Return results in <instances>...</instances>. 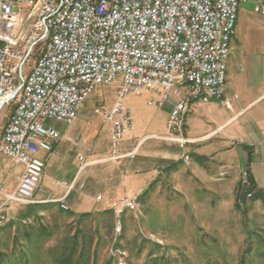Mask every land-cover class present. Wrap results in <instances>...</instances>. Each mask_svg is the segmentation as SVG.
Wrapping results in <instances>:
<instances>
[{"label":"built area","instance_id":"2783aa9c","mask_svg":"<svg viewBox=\"0 0 264 264\" xmlns=\"http://www.w3.org/2000/svg\"><path fill=\"white\" fill-rule=\"evenodd\" d=\"M240 2L0 0V119L13 107L0 138V154L25 167L17 188L0 201V222L6 219L5 205L10 201L64 202L51 196L36 198L38 192L44 193L39 187L45 168L41 153H50L61 137L59 129L46 121L73 125L97 86L110 87L121 77L114 104L104 114L110 123L111 159L137 154V149L118 151L135 130L125 103L131 90H153L161 97L157 105H171L167 134L161 139L191 142L183 134L190 103L224 97ZM258 7L264 16V0H258ZM40 44L44 47L26 72ZM226 103L230 105L229 100ZM78 157L83 167L89 164L84 156ZM238 172L239 182L250 189V170L240 165ZM229 174L228 168L218 171L219 177ZM250 192L254 191L247 196ZM121 208L136 210L137 203L124 197L114 206L117 212ZM121 230L117 222L116 231Z\"/></svg>","mask_w":264,"mask_h":264},{"label":"rangeland","instance_id":"374dc122","mask_svg":"<svg viewBox=\"0 0 264 264\" xmlns=\"http://www.w3.org/2000/svg\"><path fill=\"white\" fill-rule=\"evenodd\" d=\"M258 24L264 28L262 21ZM43 47L40 44L35 48L26 72L38 59ZM120 81L121 77L110 87L97 86L87 99L71 126L78 133L73 139L79 145H60L48 158L42 157L47 165L39 187L45 193L38 192L37 195L63 194L66 191L63 182H70V172L80 167L81 162L76 157V154H80L87 161L98 160V163L86 168V176L84 173L78 179L76 187H79L80 194L90 195L93 199L98 194L104 195L100 201L85 197L81 210L102 211L111 204L119 203L124 197L134 199L137 203L136 210L121 208L117 212L114 209L109 233L104 222L101 223L108 216H101L100 212L83 222L84 229L94 234L99 227L103 237L95 264H120L121 261L126 264H239L241 257H249L251 262L259 263L260 255L264 253V194L239 200L237 175L234 172L237 161L233 151V145H236L234 141L228 142L223 135L213 134L211 138L188 144V157L193 164L187 166L181 161L173 171L165 169L163 157L180 152L176 145H161L163 141L159 137L167 134L171 105H157L161 97L153 90H131L125 103L131 110L135 130L132 137L123 139L118 151H126L142 141L134 158L135 163L129 164L132 157L110 158V123L105 120L104 114L114 104ZM229 87L238 96L243 95L232 82ZM150 100L155 103L150 105ZM209 105L211 109L208 111L207 103H192L184 128H187L189 136L203 135L223 123L227 115L226 104L222 105L218 100ZM12 110L13 107L8 108L0 119V134ZM50 123L56 127H66L65 124L46 121V124ZM64 146L70 150L65 151ZM195 164L207 172L211 165L228 168L230 174L227 177L213 176L207 181L193 172L192 166ZM24 168L23 164L0 154L2 200L15 190L17 178ZM136 170L142 171L138 174ZM162 172L165 174L160 175ZM262 186L264 188V184ZM46 202H37L42 205L38 209L39 217L32 216L27 223L19 213L29 210L30 206L16 201L5 205L7 216L1 225L11 226L9 222L14 219L20 227L21 240L26 241L23 238L26 231L31 233V238L34 237V241L26 245L36 255L30 257L27 264H53V257L60 250V237L66 234L67 229H75L80 220L79 214L54 203L59 202L60 206L65 202ZM61 209L68 210L73 216ZM117 222L122 224L121 232L116 231ZM44 227L48 228L50 235L45 234ZM42 230L44 233L38 238ZM6 241L9 250L12 249V239L0 234V245ZM250 245L252 252L248 255ZM54 247H57V251Z\"/></svg>","mask_w":264,"mask_h":264},{"label":"crops","instance_id":"0c3cea01","mask_svg":"<svg viewBox=\"0 0 264 264\" xmlns=\"http://www.w3.org/2000/svg\"><path fill=\"white\" fill-rule=\"evenodd\" d=\"M259 21H262L264 24V16L259 11L258 0H241L237 13L235 33L230 43V55L227 61L226 90L223 99H219L220 104L222 105L226 104L225 106L227 109V115L223 123L218 128L213 129L200 136H189L187 132V128L184 129L183 131L184 136L188 139H191V142L185 145H182L177 142L161 139L163 141L161 145H176L177 148L180 149V152H175L173 154H170L169 156L163 157L164 160L162 162L164 166H166L165 169H171L172 171L176 169V167H178L181 161H183L187 166H191L193 164L191 162V158L188 160V162L185 159V157L188 156L189 154V151L186 148L188 144L202 141L203 139H206L208 137L211 138L213 134L223 135L226 141L228 142L230 140L234 141L236 145H233V151L235 152L237 157V161L235 162L236 164L234 166L235 169L234 172L237 175L236 177L237 183H239L238 167L240 165L247 167L251 172L252 178L255 184L257 185V188L261 189V193L257 197L264 194V188L262 186V184H264V28L259 26L258 24ZM231 82L234 84V86L238 87L240 92L243 94L241 97L235 94L231 90V88L229 87V84ZM227 100L230 101V105L226 103ZM217 101L218 100H213L207 103L208 111L209 109H211L209 104L212 103L213 105ZM193 102L195 101H192L190 103L189 108L191 107ZM187 114L188 111L184 119V128H185V120ZM58 123L64 124L61 122ZM232 125L233 127H231ZM71 126L66 125V127H63V125H59L57 127L61 133L60 139L54 144L53 150L50 153L47 154L41 153V157L45 156V158H48V156H50L60 145L67 146V145L80 144L73 139V137H77L78 133H76ZM229 127L231 128L228 130ZM2 133L0 134V138L2 136ZM164 135H159V136H164ZM110 137H111V133H110ZM141 141H139V143L136 144V146L130 147V149L126 151L123 150L120 153L124 154L134 149H137L138 151L139 150L138 147ZM110 145H111V138H110ZM121 145L122 144H120V147ZM66 146L64 147L66 148ZM65 148H64L65 151L70 150L69 147L66 149ZM249 151L252 152L251 155L252 160H249ZM79 155L80 154H76L78 160H79L78 157ZM136 156L134 158H136ZM45 158L43 159L45 161V167H46L47 161L45 160ZM134 158L130 159V163H129L130 165L135 163ZM87 163L89 164L86 167H83V163L81 162L79 169H77L75 172H70L72 178L70 182H66V181L63 182V185L66 187V191L63 194L61 195L48 194L47 196L44 197L38 196L36 194V198L40 200L46 199V197L48 196H51L52 198L55 199L63 198L65 203L69 202L68 205L66 204L69 207V209H71L77 214L83 212L97 213L110 208L114 209L115 205L111 204L109 207L104 208L102 211L81 210L84 204L85 197L90 199L91 201L94 200L100 201L104 199L103 194H98L96 199H93L92 196L90 195L87 196L81 195L79 187H76V183L78 182V179L84 176L86 168H88V166H91L92 164L98 163V160L87 161ZM122 164L126 165V163H122ZM192 167H193V172L197 176L207 181L209 178L211 177L213 178V176L219 177L218 171L222 169L219 166L211 165L209 166L210 168L207 172L206 170H202V168L197 164L193 165ZM139 171L136 170V173H138ZM163 173L165 174V172H162L160 173V175H163ZM21 175H19L17 178V186L20 181ZM84 178H82L83 182L85 180ZM65 182L67 183L68 186L65 184ZM70 185L73 186L70 188L69 187ZM99 195L101 196L100 200L98 199ZM1 200L2 197L0 196V201ZM54 203H56L58 207H61V205L60 206L58 205L59 202H54Z\"/></svg>","mask_w":264,"mask_h":264},{"label":"trees","instance_id":"16d2710c","mask_svg":"<svg viewBox=\"0 0 264 264\" xmlns=\"http://www.w3.org/2000/svg\"><path fill=\"white\" fill-rule=\"evenodd\" d=\"M252 152L249 151V160H252ZM253 186L249 189L244 187L240 182L238 183V198L240 199H245L247 197V193L249 190L254 191V196L252 197L255 198L261 193V189L257 188V185L255 184L253 178ZM257 189V190H256ZM24 205H28L29 210H21L19 215L21 218H23L24 222L27 223V220H29L32 216L39 217L38 214V209L42 207L40 205L41 203H35V204H28V203H22ZM46 204V203H44ZM54 204V203H53ZM61 206L68 209L69 207L66 205V203H61ZM62 211L73 214L71 212H68V210L61 209ZM74 212V211H72ZM94 213L92 212H83L79 214V224L77 223V226L74 231L72 229H67L66 234L62 235L60 237V243L58 247H60L59 252L54 255L53 257V264H95L97 260V255L99 253L101 244L103 242V237L100 234V228L98 227L96 233L94 232L85 230L83 227V222L88 219V217L93 216ZM101 216H108L106 219H102L103 225L107 228V233H109L110 227L113 224V214H114V209H106L102 212H100ZM95 216L97 215L96 213L94 214ZM73 216V215H72ZM100 222V220H99ZM0 222V234H5L6 237H9L12 239V249L9 250L8 248V242L6 241L2 245H0V264H27V260L30 257H34L35 252L33 249L28 247L27 243H30L34 241V237L31 238V233L28 231H24L23 238H25L26 241H23L20 239L21 231H19L20 227L17 225L14 219H11L9 225H1ZM100 224V223H99ZM14 228V231H12V228ZM48 228L44 227V231H46L45 234L50 235L49 231H47ZM42 230L41 232L38 233L37 237H41L42 234L44 233ZM72 231V232H71ZM34 236V235H33ZM97 236V237H96ZM108 234L106 235V237ZM95 237L97 238L95 240ZM37 239V238H36ZM95 242V243H94ZM19 244V245H18ZM27 244V245H26ZM56 249L57 251V247ZM252 252V246L250 245L247 254H251ZM30 260V259H29ZM28 260V262H29ZM239 264H256L253 263L245 257H241L240 263ZM257 264H264V253L260 255V260L259 263Z\"/></svg>","mask_w":264,"mask_h":264},{"label":"bare ground","instance_id":"6f19581e","mask_svg":"<svg viewBox=\"0 0 264 264\" xmlns=\"http://www.w3.org/2000/svg\"><path fill=\"white\" fill-rule=\"evenodd\" d=\"M257 190V189H256ZM249 197H253L254 196V192H250V195H248ZM47 200H43V201H39V202H46Z\"/></svg>","mask_w":264,"mask_h":264}]
</instances>
